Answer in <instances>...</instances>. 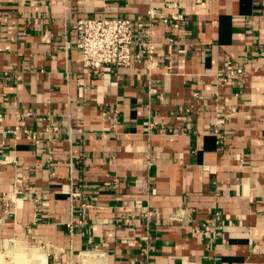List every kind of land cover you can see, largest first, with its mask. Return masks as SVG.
<instances>
[{"label":"crops","instance_id":"0c3cea01","mask_svg":"<svg viewBox=\"0 0 264 264\" xmlns=\"http://www.w3.org/2000/svg\"><path fill=\"white\" fill-rule=\"evenodd\" d=\"M86 16L154 59L86 68ZM0 264H264V0H0Z\"/></svg>","mask_w":264,"mask_h":264},{"label":"built area","instance_id":"2783aa9c","mask_svg":"<svg viewBox=\"0 0 264 264\" xmlns=\"http://www.w3.org/2000/svg\"><path fill=\"white\" fill-rule=\"evenodd\" d=\"M147 18L152 21L155 12L149 10ZM173 19H181V15L173 16ZM144 17L132 18L129 16H106L80 17L76 20L77 38L74 41L79 49L83 65L89 69L117 68L131 66L136 62L143 61L147 56L149 60L154 59V45L150 32H143ZM169 22V19H165ZM178 27L177 23H171ZM173 41L172 37L168 38ZM183 51V50H181ZM237 75V68L228 66V71L222 74L224 80H229ZM62 131V124L55 118H49L46 124V132L50 137L58 136ZM72 197L80 196L78 190L72 189ZM14 197H16L14 195ZM93 199V198H91ZM92 206V202L85 200L82 202V213L86 208ZM150 211L146 212L149 216ZM72 227L73 223H69Z\"/></svg>","mask_w":264,"mask_h":264}]
</instances>
